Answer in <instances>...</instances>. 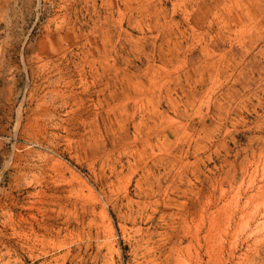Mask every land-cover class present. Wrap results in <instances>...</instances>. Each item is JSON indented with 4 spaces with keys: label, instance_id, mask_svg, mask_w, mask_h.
Here are the masks:
<instances>
[{
    "label": "rangeland",
    "instance_id": "rangeland-1",
    "mask_svg": "<svg viewBox=\"0 0 264 264\" xmlns=\"http://www.w3.org/2000/svg\"><path fill=\"white\" fill-rule=\"evenodd\" d=\"M0 264H264V0H0Z\"/></svg>",
    "mask_w": 264,
    "mask_h": 264
}]
</instances>
